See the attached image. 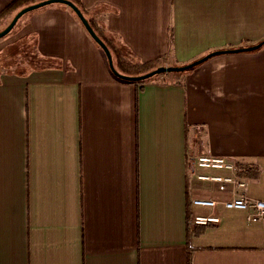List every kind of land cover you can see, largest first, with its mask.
Here are the masks:
<instances>
[{"label": "crops", "instance_id": "0c3cea01", "mask_svg": "<svg viewBox=\"0 0 264 264\" xmlns=\"http://www.w3.org/2000/svg\"><path fill=\"white\" fill-rule=\"evenodd\" d=\"M77 1L133 62L264 40V0ZM22 18L45 66L0 71V264H264V219L192 205L231 198L198 178L228 174L195 167L200 155L243 165L236 192L264 201V45L137 85L68 7Z\"/></svg>", "mask_w": 264, "mask_h": 264}, {"label": "built area", "instance_id": "2783aa9c", "mask_svg": "<svg viewBox=\"0 0 264 264\" xmlns=\"http://www.w3.org/2000/svg\"><path fill=\"white\" fill-rule=\"evenodd\" d=\"M192 161L193 165L197 168L227 171L228 174L224 176L199 175L198 178L216 183L219 192L230 194L231 197L221 202L216 198H198L192 201V205L201 208H215L217 205H221L224 209L242 210L246 212V220L249 223H255L264 219V201L250 199L244 192H236V189L239 191V189H243L245 186V183L237 174L244 169L243 165L224 158L204 155H200ZM218 222L219 219L216 216L194 215L192 218L194 226H207L209 224H217Z\"/></svg>", "mask_w": 264, "mask_h": 264}, {"label": "water", "instance_id": "95a60500", "mask_svg": "<svg viewBox=\"0 0 264 264\" xmlns=\"http://www.w3.org/2000/svg\"><path fill=\"white\" fill-rule=\"evenodd\" d=\"M53 4H58V5H63L68 7L77 17V19L80 21L81 25L85 29L86 33L89 35V37L93 40V42L101 49L103 52L107 64L109 67L110 72L112 75L125 82L129 83H142L144 81H147L155 76L163 75V74H171V73H186L195 67L201 65L205 61L209 60L212 57L219 56V55H224V54H237V53H243V52H253L258 50L264 45V40L252 45L250 47H245V48H238V49H228V50H220V51H214L212 53H209L205 55L204 57L195 60L189 64L182 65V66H159L156 69L149 71L147 73L141 74V75H136V76H128V75H123L119 73L113 63V58L112 54L107 47V45L97 36L91 25L89 24L88 20L85 18L84 14L81 12V10L70 0H43L40 2H37L32 5H28L22 9H20L15 15L12 17L8 25L0 31V39L5 37L7 34L11 32V30L14 28L18 20L35 10H38L40 8H43L45 6L53 5Z\"/></svg>", "mask_w": 264, "mask_h": 264}, {"label": "rangeland", "instance_id": "374dc122", "mask_svg": "<svg viewBox=\"0 0 264 264\" xmlns=\"http://www.w3.org/2000/svg\"><path fill=\"white\" fill-rule=\"evenodd\" d=\"M12 16L0 20V31L8 25ZM24 21L23 18L18 20L11 32L0 39V71L26 72L45 66L44 63L39 62L38 55L35 53L33 37L25 36L22 32ZM117 49L123 53L122 49ZM112 58L115 66L113 55Z\"/></svg>", "mask_w": 264, "mask_h": 264}, {"label": "trees", "instance_id": "16d2710c", "mask_svg": "<svg viewBox=\"0 0 264 264\" xmlns=\"http://www.w3.org/2000/svg\"><path fill=\"white\" fill-rule=\"evenodd\" d=\"M40 1H43V0H14L3 11L0 12V20H2V19L4 20V19L12 16L13 14L17 13L20 9H22L28 5L35 4V3L40 2ZM70 1L73 2L81 10V12L83 14L85 13L86 10L83 9L82 5H80V3L77 0H70ZM84 16H85V14H84ZM88 22L91 25V27L93 28V30L95 31V33L97 34V36L107 45L111 54L114 56L115 68L119 73H121L123 75H128V76H136V75H141V74L147 73V72L152 71V70L156 69L157 67H159V66H156L157 64H155L154 62H151V61L141 62V63L140 62H133L132 60H130L129 58L124 56V54H122V52L120 50H118L111 43V41L104 38L102 33L96 29V26L91 21L88 20ZM164 76H165L164 74L159 75V76H155V77H153L147 81H144L142 83H134V84L142 85V84H145V83L150 82V81L158 80V79H160V77H164ZM250 172H251L250 170L244 172L245 176H249Z\"/></svg>", "mask_w": 264, "mask_h": 264}]
</instances>
